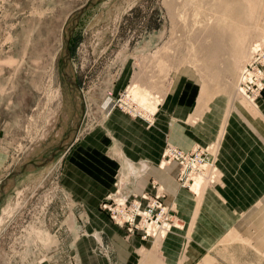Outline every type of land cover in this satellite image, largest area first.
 I'll return each instance as SVG.
<instances>
[{
    "label": "rangeland",
    "instance_id": "obj_1",
    "mask_svg": "<svg viewBox=\"0 0 264 264\" xmlns=\"http://www.w3.org/2000/svg\"><path fill=\"white\" fill-rule=\"evenodd\" d=\"M88 1L0 0V162H4L6 174L41 155H49L74 125L75 108L61 72L62 33L69 16ZM239 1L244 6L247 3ZM255 2L252 11H240L242 17L231 11V6L226 7L224 0H108L84 14L71 40L73 67L86 99L77 139L98 128L109 130V114L118 111L144 124L147 132L159 129L166 140L164 151L170 145L178 148L170 142L172 132H178L194 149L202 143L191 137L189 129L194 119L203 116L198 111L201 104L212 99L202 97L208 93L231 96H222L223 127L235 114L247 124L255 123L254 111H259L264 93V0ZM218 23L235 26L223 31L224 47L219 59L211 64L200 49L203 42H208L207 32ZM261 50V60L254 63L258 58L255 54ZM257 70L263 74L258 75ZM200 89L206 94H200ZM198 94L200 98L191 97ZM150 95L153 99L144 101ZM136 99L149 109H143ZM234 102L241 103L247 112H236ZM188 105H194L188 114L168 113L171 106L177 109ZM160 115L168 118L166 123L158 124ZM257 120L264 124V115ZM224 140L221 132L220 137L206 144H215L216 151L214 157V150L206 157L205 174L209 178L215 159L217 181L211 184L206 180L199 190L200 180L193 188L198 195L188 187L180 188L191 194L198 212L204 196L214 191L227 208L241 205L248 216L235 218L213 242L194 241L190 229L181 236L177 264H264V199L258 198L250 205L224 200L235 196L229 192L219 164ZM118 147L120 156L126 157L121 153L122 146ZM63 155H57L50 166L20 176L2 201L0 264H79L81 240L75 234H86L87 218H82L81 211L63 191ZM180 173L177 182L181 185ZM196 176L189 177V184ZM127 181L120 178L115 191L99 208L115 225L110 205L124 202L130 206L143 197L148 203L158 196L175 225L185 230L177 208L164 203L167 194L162 183L151 179L150 191L136 193L123 184ZM236 219L242 220L240 224ZM128 234L127 239L137 233ZM155 240L146 238L143 243L148 248ZM165 240L160 242L161 255ZM100 249L104 254L108 250L106 246ZM162 256L160 262L152 259L148 264H169Z\"/></svg>",
    "mask_w": 264,
    "mask_h": 264
},
{
    "label": "crops",
    "instance_id": "obj_2",
    "mask_svg": "<svg viewBox=\"0 0 264 264\" xmlns=\"http://www.w3.org/2000/svg\"><path fill=\"white\" fill-rule=\"evenodd\" d=\"M199 93L206 94L203 89H200ZM222 96L231 98L227 93L219 97L211 93L202 96L212 99L204 103V106L201 104L202 109L198 111L203 112V116L194 119V126L191 125L189 133L202 143V146L200 144L195 147H206L209 140H216L223 132L225 140L219 164L229 192L235 195L225 197L224 200L235 199L243 205H250L258 198L264 199V124L257 120L259 116L264 115V93L263 99L259 101V111H254L257 115L255 123L247 124L235 114L233 120L227 123V127L221 125L225 107ZM191 97L200 98L199 94ZM194 105L177 109L171 106L168 113L176 112V116L181 112L188 114ZM199 106L198 104L197 108ZM233 108L236 112H247L239 102H234ZM163 116L165 115L157 116L158 124L166 123L164 120L168 118ZM143 127L144 124L134 122L118 111H111L109 130L98 128L82 139H77L78 141L76 140L63 155V191L81 211L82 218H87L86 234H75L81 240L78 247L79 264H148L152 259L160 262L162 255L169 264H177L181 236L189 233L190 229L194 241L213 242L220 239V235L234 223L235 218L244 219L248 216L243 214L245 209L240 208L241 205L237 206L238 208H227L229 206L225 205L222 197L214 191L204 196L203 205L198 212L191 194L180 188L177 182L179 164H170L164 168L159 166L165 148V137L158 132L159 129L147 132ZM169 137L170 142L181 150L190 152L193 149L188 140L179 137L178 132H172ZM118 146H122L120 152L126 157L120 156ZM3 164L1 160L0 184L9 175L5 173ZM120 178H127L128 181L123 184L136 193L150 191V180L156 179L165 187L167 198L164 203L171 208H177L179 217L185 223V230L175 229L167 235L162 244V255L158 251L162 241L155 240L154 245L146 248L139 233L127 239V231L100 212L101 203L115 191ZM131 178L135 180L132 182ZM237 219L240 224L242 220ZM100 246L108 248L105 249V254Z\"/></svg>",
    "mask_w": 264,
    "mask_h": 264
},
{
    "label": "built area",
    "instance_id": "obj_3",
    "mask_svg": "<svg viewBox=\"0 0 264 264\" xmlns=\"http://www.w3.org/2000/svg\"><path fill=\"white\" fill-rule=\"evenodd\" d=\"M167 151L168 154L163 155V161L166 165L173 161L178 162L181 165L178 181L182 187H188L192 190L194 182L189 184L192 181L189 177L198 176L200 173L205 174L207 168L205 160H208L206 157L211 155L210 151L205 148H199L189 153L175 149H168ZM146 198L136 199L130 206L124 202H115L110 205L109 214L112 220L120 227L126 228L128 233L132 235L139 233L143 239H156L157 235L163 234L164 231L169 233L176 225L160 197L156 196L148 203L144 202Z\"/></svg>",
    "mask_w": 264,
    "mask_h": 264
},
{
    "label": "water",
    "instance_id": "obj_4",
    "mask_svg": "<svg viewBox=\"0 0 264 264\" xmlns=\"http://www.w3.org/2000/svg\"><path fill=\"white\" fill-rule=\"evenodd\" d=\"M108 0H89L86 5L71 14L66 21L62 33V54H61V72L63 78L68 86L69 93L71 95L73 105L75 108L74 125L70 133L64 138V140L49 154L41 155L36 159L27 162L21 167L10 173L0 184V205L2 201L9 195L14 189L17 183V179L27 173H32L50 166L56 160L57 155L67 152L74 144L79 131L81 129L84 116H85V103L81 88L76 79L75 70L72 63L71 53V40L74 32L81 21L84 14L95 8L96 6L106 2Z\"/></svg>",
    "mask_w": 264,
    "mask_h": 264
},
{
    "label": "bare ground",
    "instance_id": "obj_5",
    "mask_svg": "<svg viewBox=\"0 0 264 264\" xmlns=\"http://www.w3.org/2000/svg\"><path fill=\"white\" fill-rule=\"evenodd\" d=\"M231 1L232 0H224V3L226 4V5H228V6H226V7H232L233 9H231V11L233 10L234 12H238L237 14L239 15V17L241 16L242 17V12H244L245 10H248L247 12H250V11H252V7H253V4L254 3H256L255 1H258V0H246V5L244 6V5H242L241 3H240V1H239V3H237L238 2V0H236V2H234L233 4L231 3ZM235 1V0H234ZM231 3V4H230ZM255 7H257L256 6V4H255ZM258 8V7H257ZM257 10V9H256ZM240 11H242L241 13H240ZM245 13V12H244ZM229 27H234L235 26V24H231V25H228ZM227 25L225 26L224 24H222V23H218L215 27H213V28H211L208 32H207V39H208V42L207 43H204L203 41V45L201 46V49H200V51H203V52H205L206 53V55L204 56V57H206V59L208 60V61H211V64L213 63V62H215L217 59H219V57H220V55H221V52H222V49H223V47H224V43H225V38H224V35H223V31L228 27ZM204 40V39H203ZM202 44V43H201ZM200 44V45H201ZM262 49H263V47H262ZM202 53V52H201ZM262 53V50L259 52V53H256L255 55H258L257 57V59L254 61V63H256L258 60H261L260 59V54ZM202 54H204V53H202ZM262 65L264 64V61L261 63ZM257 74L258 75H261V74H263L261 71H259V70H257ZM76 79H77V77H76ZM261 83V82H260ZM261 85H262V83H261ZM135 86V85H134ZM136 87V86H135ZM81 88V87H80ZM133 88V87H132ZM240 92H242L241 90H240ZM81 93H82V95H83V99H84V103H85V95L83 94V91H82V89H81ZM148 98H152L153 99V97L150 95L149 97H146L145 99H144V101H147V100H149ZM110 99V98H109ZM110 102H111V104H112V100L110 99ZM136 102L140 105V106H143L144 108L143 109H149L148 107H145V104L142 102V101H139V99H136ZM141 103V104H140ZM81 130V129H80ZM79 133H80V131H79ZM78 136H79V134H78ZM78 136H77V138H78ZM77 138H76V140H77ZM75 140V141H76ZM75 143V142H74ZM199 148H205V149H208L210 152L212 151V150H214V151H212V154H213V157H214V154H215V151H216V146H215V144H212V145H208L207 147H200V146H197V147H195L194 149H192L191 151H195V150H197V149H199ZM168 149H175V150H179V151H181V152H183V153H189V152H185V151H183V150H181V149H179V148H176L175 146H172V145H170V146H168V147H166V149H165V151H164V153H163V155L164 154H166L168 151ZM190 151V152H191ZM168 154V153H167ZM163 157V156H162ZM213 169H212V171L209 173V178H207L206 177V175L204 174V173H200L198 176H196V178L198 179V181H196L197 179H195L194 180V183H193V186H192V192H194V194H196V195H198L197 194V192L196 191H194L193 190V188L195 187V185L201 180L202 181V184L200 185V187H199V190H201L202 189V186H203V184L204 183H206V180H208V182L210 181L211 182V184H214L216 181H217V179H218V166L216 167L215 165H216V160L215 159H213ZM165 166H167L166 165V163L164 162V161H161V165H160V167L161 168H164ZM180 166V171H181V165H179ZM188 172V171H187ZM195 181H196V183H195ZM179 184V183H178ZM180 185V184H179ZM180 187H182L181 185H180ZM160 190H163L164 191V189L163 188H161L160 187ZM177 227V229H182V226H180V225H176ZM169 233L168 232H163V234H159V235H157L156 236V240H160L161 241V239L163 240V239H165V237L168 235Z\"/></svg>",
    "mask_w": 264,
    "mask_h": 264
},
{
    "label": "flooded vegetation",
    "instance_id": "obj_6",
    "mask_svg": "<svg viewBox=\"0 0 264 264\" xmlns=\"http://www.w3.org/2000/svg\"><path fill=\"white\" fill-rule=\"evenodd\" d=\"M78 80V79H77Z\"/></svg>",
    "mask_w": 264,
    "mask_h": 264
}]
</instances>
